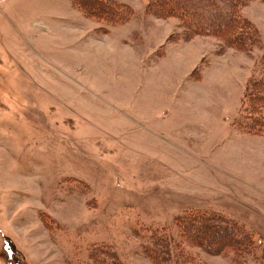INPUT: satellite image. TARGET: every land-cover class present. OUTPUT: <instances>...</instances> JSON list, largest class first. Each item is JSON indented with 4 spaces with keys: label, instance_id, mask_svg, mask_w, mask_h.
<instances>
[{
    "label": "rangeland",
    "instance_id": "1",
    "mask_svg": "<svg viewBox=\"0 0 264 264\" xmlns=\"http://www.w3.org/2000/svg\"><path fill=\"white\" fill-rule=\"evenodd\" d=\"M108 2L120 21L0 0V264H153L155 232L173 237L167 264H264L262 94L249 109L264 0L236 7L240 49L147 0ZM202 216L247 250L210 253L176 229Z\"/></svg>",
    "mask_w": 264,
    "mask_h": 264
},
{
    "label": "trees",
    "instance_id": "2",
    "mask_svg": "<svg viewBox=\"0 0 264 264\" xmlns=\"http://www.w3.org/2000/svg\"><path fill=\"white\" fill-rule=\"evenodd\" d=\"M73 1L75 4L78 3L80 6L92 10L94 14L90 16L101 21L118 22L122 17L120 10L111 5L108 0ZM147 2L148 6H151L155 10L157 9L159 12L161 11L168 16L178 17L189 33L201 36L208 34L219 37L221 40L231 43L236 49H240L245 41L249 40L248 35L239 28L241 22L236 18V7L243 0H147ZM261 94L264 99V71L261 74V78L252 84L250 92L251 105L250 107L248 106L252 114H256V108H262L258 105L260 101L257 100L258 97L261 98ZM243 99L244 108L247 109L246 97ZM261 122L264 123L263 120ZM194 218H177L178 220L175 223L176 229L181 234L187 232L186 237L199 241V246L208 252L212 253L215 250L217 253H220L224 248L234 247L238 253H244L249 247L250 239L247 236L245 239L243 236L239 237L232 234L229 229L222 225L219 219L202 216L200 217L201 220L197 222ZM178 236L180 237L181 235ZM170 238L173 240V237H170L169 234L163 233L159 235L155 232L152 237L153 243L150 242L147 245L148 247L145 248L144 254L146 258L150 259L153 264H167L166 261H169L167 257L172 252L169 248ZM4 245L9 252L16 254L18 257L21 256V253L12 244L11 239L5 238ZM177 248H179V245L175 246V250ZM180 249L182 250V247ZM104 252L100 251V253L106 254V251ZM94 254H97V251ZM17 256L16 260H18ZM190 259L192 258L189 254L181 255V257H175L173 263L192 264L193 262H188Z\"/></svg>",
    "mask_w": 264,
    "mask_h": 264
}]
</instances>
